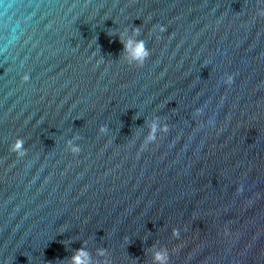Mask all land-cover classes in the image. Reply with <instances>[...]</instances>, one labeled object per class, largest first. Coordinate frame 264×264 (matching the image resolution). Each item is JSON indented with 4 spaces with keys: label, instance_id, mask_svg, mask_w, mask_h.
I'll return each instance as SVG.
<instances>
[{
    "label": "water",
    "instance_id": "1",
    "mask_svg": "<svg viewBox=\"0 0 264 264\" xmlns=\"http://www.w3.org/2000/svg\"><path fill=\"white\" fill-rule=\"evenodd\" d=\"M81 249L264 264V0H0V264Z\"/></svg>",
    "mask_w": 264,
    "mask_h": 264
},
{
    "label": "clouds",
    "instance_id": "2",
    "mask_svg": "<svg viewBox=\"0 0 264 264\" xmlns=\"http://www.w3.org/2000/svg\"><path fill=\"white\" fill-rule=\"evenodd\" d=\"M138 49L141 50V57H146L147 56V49L143 48V41H128L126 44L127 46L133 45ZM228 81H231V77H228ZM167 131V128L164 129ZM155 139V131L150 132L149 136L146 138V141H152ZM23 142L20 140H17L15 144L12 145L11 149L12 151L18 153V154H23L22 149H23ZM79 147H71V151L73 153L79 152ZM174 234H177L174 232ZM155 259L159 262V264H166V256L163 253H157L155 255ZM72 264H90V260L88 258V254L86 251L83 249L79 250L75 256L72 258Z\"/></svg>",
    "mask_w": 264,
    "mask_h": 264
}]
</instances>
